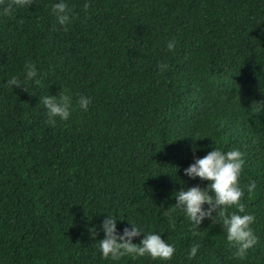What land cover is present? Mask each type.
<instances>
[{"label":"trees","instance_id":"trees-1","mask_svg":"<svg viewBox=\"0 0 264 264\" xmlns=\"http://www.w3.org/2000/svg\"><path fill=\"white\" fill-rule=\"evenodd\" d=\"M54 2L0 13V264H264V0H65L63 27ZM61 92L72 110L50 124L40 97ZM211 147L243 154L257 237L243 258L218 220L193 228L173 205L177 188L206 183L182 169ZM106 214L117 231L130 219L161 232L171 258H102Z\"/></svg>","mask_w":264,"mask_h":264},{"label":"clouds","instance_id":"clouds-1","mask_svg":"<svg viewBox=\"0 0 264 264\" xmlns=\"http://www.w3.org/2000/svg\"><path fill=\"white\" fill-rule=\"evenodd\" d=\"M30 3L31 0H12V3L0 7V13L7 15L13 4L17 7H24ZM88 7L87 0H85L83 9L87 10ZM50 11L56 24L63 27L70 22L72 9L65 0H56L51 4ZM165 47L169 50L172 49L173 41L168 40ZM166 66V64L157 65L160 69ZM23 76L26 82L30 81L35 85L40 83L37 68L31 61H25ZM5 83L9 87L21 85L15 75L10 76ZM40 103L46 110L47 122L50 124H55L57 118L60 121L68 119L73 107L70 97L62 92L41 96ZM89 104L90 99L85 95H80L76 106L80 110L87 111ZM257 104L259 105V103ZM195 138L193 137V139ZM195 148L196 145L193 144L190 150L194 151ZM243 163V154L238 148L221 150L211 147L204 155L193 156L192 162L182 169L188 178H199L206 181L204 186L201 187L198 184L186 188L182 186L172 193L175 199L174 207L183 213L193 228L198 227L204 218H208L212 222L218 220L223 227L225 241L235 249L233 255L239 258H243L246 250L251 248L257 240L251 228L254 215L251 212H246L245 205L240 201L244 189L240 186L238 178ZM245 187L251 193L255 189L256 183L251 181ZM227 208H234L235 211L226 212ZM164 215L167 216L168 212L165 211ZM116 220L117 218L113 215L106 214L99 223V230H102L103 236L98 239L96 248L102 258L112 261H116L122 256L135 259L147 255L161 261L171 258L175 248L172 243L161 238V232L146 231L142 225L130 219H126L128 223L117 231ZM86 228L89 236L95 239L96 225L88 224ZM134 237H139L138 242H133ZM198 248L199 244H192L187 250V258L190 259L196 255Z\"/></svg>","mask_w":264,"mask_h":264}]
</instances>
